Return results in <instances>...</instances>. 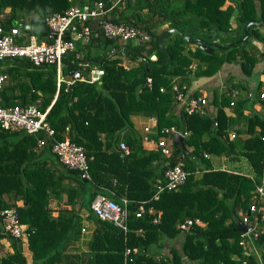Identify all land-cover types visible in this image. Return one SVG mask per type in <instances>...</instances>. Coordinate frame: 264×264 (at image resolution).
<instances>
[{
  "label": "trees",
  "instance_id": "obj_1",
  "mask_svg": "<svg viewBox=\"0 0 264 264\" xmlns=\"http://www.w3.org/2000/svg\"><path fill=\"white\" fill-rule=\"evenodd\" d=\"M86 1L90 0H0V10L9 7L6 24L17 25L39 22L48 14L63 12L74 3ZM103 1L105 6L110 4V0ZM231 1L232 4L224 7V0L116 2L110 10L111 20L130 22L147 30L151 37L143 43L122 44L104 37L98 28H91L87 42L79 46L76 41L73 50L63 56L61 74L67 76L73 69H82L84 62L95 63L103 72L93 82L74 80L65 84L60 81L56 85L53 65L35 66L24 58H13L11 65L1 67L8 77L0 88V104L34 102L41 110L48 106L45 119L54 129V137L60 139L67 135L83 147L88 158V176L83 178L78 169L66 167L57 159L49 140L37 146L42 131L26 133L0 128V205L15 206L19 220L27 225L31 264H56L60 259L59 243L77 231V213L65 215L60 211L51 215L47 205L49 197L58 198L65 193L71 206L78 200L79 207L84 205L90 210L89 203L95 194L109 195L110 192L117 200L120 197L129 200L128 230L122 232L91 212L92 264H122L126 246L137 247L136 252L128 254L130 259L126 264H240L243 246L238 243L240 231L235 229L234 217L238 216V209L246 210L254 185L264 170V140L260 137L264 135V114L253 112L246 116L244 127L236 128L232 139L225 137L227 129L247 105L244 99L233 102L234 116L223 110L233 89L245 88L238 81H230L221 92L212 90L206 103L216 107L214 112L206 108L203 114L186 113L183 109L184 101L200 96L197 91L188 90L189 81L212 75L223 62H237L245 75L252 72L256 51L251 40L264 41L258 27L264 23V0ZM233 8L237 9L234 24L229 21ZM143 9L145 14H141ZM247 20L254 23L248 24L246 37L228 47L204 50L177 31L163 38L164 49L157 43L158 36L175 25L191 38L228 44L242 35ZM164 22H167L164 28L157 32L151 30V26ZM91 40L99 42L103 51L108 47L124 49L102 56L103 52L88 51ZM190 42L195 43L193 48L187 47ZM78 50H83L82 56L76 55ZM119 52L135 58L136 64H122L117 56ZM146 76L151 79L150 86L145 84ZM173 80L185 83L183 100L174 97ZM257 99L264 106V97ZM247 101L253 103L256 98ZM134 113L154 118L153 129L144 130V136L150 139L156 140L164 127L170 125L187 130L188 134L182 137L184 149L176 152L173 145L171 154L165 157L159 147H142L143 137L134 132L123 135L121 131L130 127V115ZM213 119L217 121L215 126ZM240 133L246 135L240 136ZM119 140L127 145L126 153L118 148ZM203 152L244 157L252 175L214 168ZM177 157L182 158L189 170L184 182L175 189L162 190L153 198L156 178L162 179L165 169ZM165 160L168 164H164ZM195 163L199 168L196 169ZM16 200H21V204H16ZM140 202L144 211L135 216ZM186 217L198 218L200 223L180 231L176 224ZM257 219L260 225L264 224L260 212ZM138 228L140 231L136 232ZM177 237L180 247L169 245L167 251H162L164 240ZM252 238L264 242L262 232ZM5 241L12 251L0 253V264H26L20 240L0 233V252ZM247 259L249 264H255L254 259Z\"/></svg>",
  "mask_w": 264,
  "mask_h": 264
},
{
  "label": "built area",
  "instance_id": "obj_2",
  "mask_svg": "<svg viewBox=\"0 0 264 264\" xmlns=\"http://www.w3.org/2000/svg\"><path fill=\"white\" fill-rule=\"evenodd\" d=\"M121 0H110V4L105 6L103 0H92L78 4L74 3L63 12H54L44 17L46 25V33L53 35L45 40L39 39V33L36 30H28L18 25H8L6 20L9 17V8L5 7L0 10V61L13 58L27 59L35 66L53 65L55 69V83L59 84L64 81L65 84H70L74 80H82L93 82L99 78L103 70L98 65L85 63L82 69H73L64 76L61 74L62 58L69 51L73 50L75 44L74 39L86 41L91 32V28H98L104 37L112 38L124 44L127 41L131 43L147 42L151 34L138 26L126 21H112L110 18V10L116 5V2ZM123 1V0H122ZM7 73L0 69V88L6 81ZM150 77L146 76L145 84L150 86ZM162 90V87H159ZM171 89L174 92V97L177 100H183L186 89L185 83H179L173 80ZM258 97H264V90L259 91ZM233 101H229L232 105ZM48 109L46 106L43 110L39 109L34 102L20 104H0V128L8 130H22L26 133L43 132V136L37 138V146L45 144L47 141L50 144L51 151L57 156V159L66 167L76 168L81 177L88 176V158L83 150V147L71 139L67 135L60 139L54 137V129L48 124L45 119V114ZM183 109L186 113L197 112L199 114L206 113V98L199 96L197 98H189L183 103ZM213 126L217 124L215 119L212 120ZM67 130V127L64 129ZM144 130H149L148 126H144ZM163 134L154 140L155 146L159 147L160 152L165 156L171 154L172 146L174 145L173 134H180L182 137L188 134L187 130L178 128L175 125L164 127ZM235 136V130L230 126L225 134L227 139H232ZM264 140V135L260 136ZM144 139H147L144 136ZM168 140V141H167ZM176 146V145H175ZM118 148L127 152V145L124 141L119 140ZM204 157H208V153L203 152ZM264 166V162H263ZM189 170L184 167V162L181 157H177L174 163L168 166L163 172L162 179L156 178L154 182L155 190L152 193L153 198H157L162 190L175 189L182 184ZM129 200L125 197H120L119 200L114 198L112 192L109 195L97 193L90 202L91 212L100 219L108 220L113 226L120 229L122 232L128 230L127 203ZM151 210L150 207L147 208ZM144 211V207L140 202L137 209L134 211L135 216H139ZM264 214V170L259 177V182H256L252 190L251 200L248 203L246 210L241 213L240 220L247 223L250 227L245 231H240L238 243L245 245L246 238L249 234L254 237L259 231L254 230L258 224L257 213ZM153 218L152 220H156ZM193 223H200L198 218L186 217L179 221L176 226L180 231L187 230ZM81 230H84L81 227ZM137 231H140L138 228ZM0 233L8 236H13L18 239L28 236L27 225L19 220V215L15 206L0 205ZM248 238V237H247ZM136 246H126L123 249V263L130 259L128 254L136 252ZM240 264H249L246 257L241 258ZM258 264H264L259 262Z\"/></svg>",
  "mask_w": 264,
  "mask_h": 264
},
{
  "label": "crops",
  "instance_id": "obj_3",
  "mask_svg": "<svg viewBox=\"0 0 264 264\" xmlns=\"http://www.w3.org/2000/svg\"><path fill=\"white\" fill-rule=\"evenodd\" d=\"M227 4H232V1L224 0L222 7L226 6ZM145 12V9L141 10V14H145ZM116 14L117 11L113 13V16H115ZM231 22L232 24H234L233 19ZM166 24L167 22H164L161 24H156L155 26H151L150 28L153 32H157L158 30L164 28ZM258 27L262 35L264 36V23L262 25H258ZM76 41L79 46H81V44L84 42L80 39H74V44ZM251 42L254 45V50L256 51V61L251 74H243L237 62H223L220 65L219 69L212 75L200 76L198 78L192 79L191 83L187 85L189 91H197L200 96H205L206 99H209L212 94V90L215 89L217 92H221L230 81H238L241 84H244L245 88L243 90L233 89V95L230 98V100H232L233 102H235L236 100L244 99L246 100L247 104L242 109L239 119L231 125L234 130L238 127H244L246 116L252 114L253 112L264 114V106L257 99L258 91L264 90V72H261L264 66V41L253 38ZM194 46V42L187 43V47L189 48H193ZM87 48L88 51H91L93 53L102 51L100 43L95 40H91V43L89 44V46H87ZM82 53L83 50H78L76 55L82 56ZM125 58L126 61L123 62L124 65L129 66L136 64L135 58H130L128 56ZM0 67L3 66L1 65ZM191 68H193V64H191ZM250 98H256V101L250 103V101H247ZM206 108L212 112H214L216 109V107L214 105H211L210 103H206ZM223 110L229 116L235 115V111H233L232 105H229V103L223 106ZM130 122V127L123 129L121 133L125 135L126 133L131 134L132 132H134L140 138L143 137V139L141 140L142 147H144L145 149H155L156 146L154 143V139H144V134H146L144 131V126H148L150 129H153L154 118L142 113H134L130 115ZM151 133L152 132H150V134ZM245 135V133H240V136ZM211 155L212 154H208V158L210 159L211 165L214 168H224L252 175L250 165L244 157L234 158L225 155H215L217 156L216 158H211ZM197 168H199L198 164H196V169ZM6 198L7 196L4 195V199ZM16 203L21 204V200H16ZM47 205L50 209L51 215L53 216L57 215L60 211H62L65 215H69L71 214V212H76L78 215L77 231L71 232L66 238L62 240L61 243H59L58 249L60 259L56 264H92V255L89 247V242L94 223L90 216L93 215L91 213V209H87L84 205H81L79 207L78 200H76L75 204H73L74 206H71V204L66 201L65 193H61L58 198L49 197ZM241 212L242 209H238L237 214L240 215ZM263 216L264 214L261 215V217ZM81 227H83L84 230H81ZM254 230H258L259 232H262L264 234V224L260 225L258 223ZM136 232L139 231H137L136 229ZM247 237H245L246 242L243 247V254L245 255V257L254 259L255 264H258L261 261L264 262V260L262 259V255H264L263 239H254L250 236V234ZM19 240L20 249L25 258L26 264H31V251L27 247V237ZM164 243L166 244V246L164 245ZM169 245L180 247L179 238H172L169 241L167 239L164 240L162 251H167V246ZM6 251H12V248L7 241L3 242L0 253L2 254ZM157 256L158 254L155 255V257Z\"/></svg>",
  "mask_w": 264,
  "mask_h": 264
},
{
  "label": "water",
  "instance_id": "obj_4",
  "mask_svg": "<svg viewBox=\"0 0 264 264\" xmlns=\"http://www.w3.org/2000/svg\"><path fill=\"white\" fill-rule=\"evenodd\" d=\"M90 3H92V0H90ZM236 8H233L230 15H229V21H232L233 17H234V14L236 13ZM263 22H264V19H263ZM250 23H254L252 22L251 20H247L244 24H243V27H242V35L238 38V39H235L233 41H231L230 43L228 44H220V43H217V42H208V41H205L204 39H201L199 37H195V38H191L190 35L188 33H185L183 34V32L181 30H179L175 25L169 27L167 29L166 32L162 33L161 35L158 36L157 38V43L159 45L160 48L164 49V46H163V43H162V40L164 37H166L170 32L172 31H177L179 34L183 35V37L186 39V40H193L200 48L204 49V50H212L214 47H221V48H224V47H228V46H231V45H234L235 43L243 40L246 35H247V26L248 24ZM18 26H21V23L18 24ZM23 28L25 29H30V30H34L36 29L40 36V40H45L47 37H53V35H50L48 33H46V25L44 24V19H40L39 22H30V23H25L23 24ZM120 49H124L122 47H109L108 49L105 50V52L102 54V56H105L111 52H116ZM172 139H173V143L174 145H176V148H175V151L177 152L179 149H184V145L182 143V136L178 133L176 134H173L172 136ZM168 160H165L164 164H168ZM234 221H235V229L238 230V231H245L247 229H249V226L247 223H244V222H241L240 219L235 216L234 217Z\"/></svg>",
  "mask_w": 264,
  "mask_h": 264
},
{
  "label": "rangeland",
  "instance_id": "obj_5",
  "mask_svg": "<svg viewBox=\"0 0 264 264\" xmlns=\"http://www.w3.org/2000/svg\"><path fill=\"white\" fill-rule=\"evenodd\" d=\"M90 48H91V46H90ZM108 48H109V47H108ZM108 48H106V49H108ZM106 49H105V50H106ZM105 50H104V51L102 50V51H100V52H103V53H104ZM90 52H91V51H90ZM117 56H119V57L121 58V62H122V64H123V62L126 61V58H125V57H127V56H124L123 53L119 52ZM12 62H13V61H4V62H1L0 65H2V66H8V65H11ZM92 64H93V65H97V64H95V63H92ZM189 83H191V82L189 81ZM189 83H188V84H189ZM209 155H210V154H209ZM212 155H213V156H212ZM212 155H211V158H216V157H217V156H215L214 154H212ZM257 225H258V224H256V226H257Z\"/></svg>",
  "mask_w": 264,
  "mask_h": 264
},
{
  "label": "clouds",
  "instance_id": "obj_6",
  "mask_svg": "<svg viewBox=\"0 0 264 264\" xmlns=\"http://www.w3.org/2000/svg\"><path fill=\"white\" fill-rule=\"evenodd\" d=\"M9 8V7H8ZM19 23H21V26L23 27V24H25L26 22H19ZM18 23V24H19ZM28 23H30V22H28ZM17 24V25H18ZM20 27V26H19ZM28 30H30V29H28ZM34 30H36V29H34ZM32 31V30H31ZM37 31V30H36ZM38 32V31H37ZM39 33V32H38ZM38 36H40V34L38 35ZM40 39V38H39ZM123 48V47H122ZM12 59H5V60H2V61H0V63L1 62H4V61H11ZM33 65V64H32ZM93 65V64H92ZM1 66V65H0ZM0 69L2 70V68L0 67ZM4 71V70H3ZM7 77H8V74H7ZM7 79V78H6ZM249 176H251V175H249ZM17 204V203H16ZM9 206H13V205H9ZM244 210H242V212H243ZM241 212V213H242ZM240 216H241V214L240 215H238L237 217L240 219ZM241 221V220H240ZM242 222V221H241ZM249 226V225H248ZM250 227V226H249ZM244 247V246H243ZM244 249V248H243ZM242 254H243V250H242ZM243 257H245V255L243 254ZM247 258V257H246ZM248 260V259H247Z\"/></svg>",
  "mask_w": 264,
  "mask_h": 264
}]
</instances>
